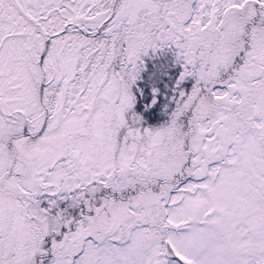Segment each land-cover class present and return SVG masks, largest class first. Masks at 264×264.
<instances>
[{
  "label": "snow or ice",
  "instance_id": "1",
  "mask_svg": "<svg viewBox=\"0 0 264 264\" xmlns=\"http://www.w3.org/2000/svg\"><path fill=\"white\" fill-rule=\"evenodd\" d=\"M0 264H264V0H0Z\"/></svg>",
  "mask_w": 264,
  "mask_h": 264
}]
</instances>
